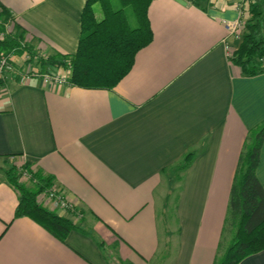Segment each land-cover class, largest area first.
<instances>
[{
  "label": "crops",
  "instance_id": "crops-1",
  "mask_svg": "<svg viewBox=\"0 0 264 264\" xmlns=\"http://www.w3.org/2000/svg\"><path fill=\"white\" fill-rule=\"evenodd\" d=\"M234 2L151 0L152 40L109 90L21 82L25 53L12 54L17 70L0 83V264L214 263L244 140L264 121V72L244 76L222 43ZM84 3L0 0L45 56L75 52ZM187 151L196 156L178 177ZM26 163L75 205L37 196L78 226L63 240L15 217L18 191L4 171ZM256 175L264 188V140ZM238 264H264V249Z\"/></svg>",
  "mask_w": 264,
  "mask_h": 264
},
{
  "label": "trees",
  "instance_id": "trees-1",
  "mask_svg": "<svg viewBox=\"0 0 264 264\" xmlns=\"http://www.w3.org/2000/svg\"><path fill=\"white\" fill-rule=\"evenodd\" d=\"M101 5V18L95 16L93 5ZM151 0H85L80 17V35L73 54L41 55L23 40V31L13 30L0 39V52L7 55L27 53L41 70L45 66L70 68L67 83L87 89H112L133 65L138 50L152 40L147 16ZM194 2L202 0H192ZM249 18L233 55L229 58L240 67L244 76L264 72V0L247 5ZM11 20L9 11L0 4V32ZM264 140V121L251 128L244 140L233 183L230 189L224 231L231 234L223 251L213 264H238L244 257L264 249V188L256 168ZM196 156L187 151L174 167L175 175L184 172ZM26 172L30 185L20 181ZM4 174L18 191L15 217L28 216L53 236L63 240L78 226L70 219L43 207L37 196L53 184L49 174L32 171L29 164L20 168L11 165Z\"/></svg>",
  "mask_w": 264,
  "mask_h": 264
},
{
  "label": "built area",
  "instance_id": "built-area-1",
  "mask_svg": "<svg viewBox=\"0 0 264 264\" xmlns=\"http://www.w3.org/2000/svg\"><path fill=\"white\" fill-rule=\"evenodd\" d=\"M253 0H235L234 7L238 11V17L234 19H223L221 21L224 29L225 36L222 39L226 55L230 58L233 55L235 47L229 42V38L239 40L245 29L246 20L249 18V12L246 5ZM12 27V30L10 29ZM12 21H8L5 24V30L0 32V39H3L6 33L13 31ZM19 64L18 75L21 82H25L32 77H40L43 82L53 83L55 85H62L67 83V77L70 72V68L63 69L62 67L48 65L44 69L34 68L35 61H30L29 54H24ZM264 64V57L261 59ZM12 55H7L4 52H0V83L6 81L10 73L16 71ZM27 177V175L24 173ZM47 198L52 208L61 210H74V203L68 199L65 191L59 188L54 183L52 186L40 193Z\"/></svg>",
  "mask_w": 264,
  "mask_h": 264
},
{
  "label": "rangeland",
  "instance_id": "rangeland-1",
  "mask_svg": "<svg viewBox=\"0 0 264 264\" xmlns=\"http://www.w3.org/2000/svg\"><path fill=\"white\" fill-rule=\"evenodd\" d=\"M111 3L113 4V6H117L118 5V0H111ZM93 10H94L95 16L97 18H101L102 12H101V5H100L99 1L96 2V3H94ZM10 29L12 30V27H10ZM34 68L37 69V66L34 65ZM24 180L27 182L26 176L24 177ZM224 235H225L224 237L225 238H228V239H226L227 241L226 240H223L222 246L226 247V245L228 244V242L230 240L231 234L227 230V231H225Z\"/></svg>",
  "mask_w": 264,
  "mask_h": 264
}]
</instances>
